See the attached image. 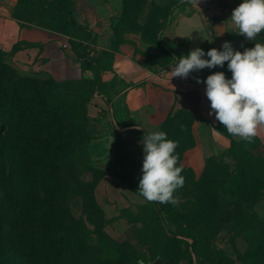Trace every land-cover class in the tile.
Listing matches in <instances>:
<instances>
[{"label":"rangeland","instance_id":"1","mask_svg":"<svg viewBox=\"0 0 264 264\" xmlns=\"http://www.w3.org/2000/svg\"><path fill=\"white\" fill-rule=\"evenodd\" d=\"M68 2L73 4V0H34L31 2L23 0L21 9L28 12V15L37 23L64 33L81 36L84 39L88 33H92L91 28L81 26L83 29H79L70 25L68 15H64L63 12V7ZM123 2L125 3L127 0H123ZM129 2L132 3L135 0H129ZM141 2L144 3L141 13L144 23L151 18L161 21L159 26L157 24L152 26L150 22L146 23L144 33L151 32L148 34L149 37L157 39L161 43L168 59L173 57L170 54L171 50L177 55L178 50L168 44L163 33L173 25L174 19H177L181 13L185 15L190 12L191 16L199 15L196 9L201 11V18L207 23L208 32L214 38H225L224 41L230 42L234 50L243 52L246 48L254 47L255 43H264V32L260 33L256 40L249 41L245 36L236 34L238 30L229 21L233 9L243 0H199L197 6L188 0H142ZM130 14H132L131 18L134 12L131 11ZM225 25L227 31L223 35H217L218 26ZM111 29L114 34L113 26ZM93 43L94 38L90 45L91 59L103 57L104 59L102 58L101 61L103 68L110 67L112 59H108L109 56L104 55L107 51L97 49L92 45ZM87 44L89 45V43ZM5 60L9 62L8 54L5 56ZM93 63L87 61L83 64L86 68H90ZM18 70L25 75L41 80L51 77ZM91 79L98 80L97 86L102 85L98 75ZM74 100H77L76 97ZM11 134L12 141L19 139L21 132L17 123ZM26 134L30 139L32 133L27 131ZM26 147L28 153L36 148L32 144H26ZM245 147L246 149H244ZM263 159L264 146L260 142H246L243 148H229L217 154L210 163L212 171L214 170V182L218 187L217 200L209 193V189L200 183L201 177L197 178L194 173L185 170L181 173L185 177V184L175 193L179 197V203L177 205H151L140 195L139 183L131 188L136 193V202L131 201L124 204L99 202L97 187L103 177V171L94 168L90 156L88 164L84 165L81 171L72 164L70 168L63 171V178L44 182L46 186L40 194L43 200V209L38 214L42 213L51 221L52 219L61 220L70 213L73 218L86 225L88 228L85 235L87 242L91 246L102 248L103 253L100 257L91 251H89L90 253L86 250L82 251L76 254L78 264H82V262L95 263L100 258L106 262L113 260L115 264H249L245 256L246 252L249 248L259 244L260 237L257 236V233L264 225V216L262 215L264 197L255 206V217L251 223L240 229L233 228V226L244 217V210L245 212L249 211V207L239 201L240 190L245 184L250 190L254 189L251 182H246L243 162L261 163ZM44 166L47 168L49 163H44ZM20 172L24 173L26 179L22 186L19 183ZM9 173L11 176L12 171H8L6 175ZM258 173V171L255 172V175ZM12 176L15 179L13 185L8 182L6 186L12 191L11 196H14L12 203L9 204V198L3 197V192H0V198L6 199L5 204L9 208L2 213L4 218L0 219V260L5 264H17L18 261L20 264H29V258L21 256L22 252L18 245L20 239L16 234L22 231L24 237L27 238V235L32 233L31 226L24 224L23 221L21 223L23 214H21L20 199L17 196L19 192L15 193L14 191L24 185L28 190V185L30 186L33 182V173L31 170L28 171L16 165ZM61 180L62 182H60ZM61 184L68 187L66 193L59 199H53L51 189L60 188ZM82 191H86V198L80 196ZM25 193L27 194L28 191ZM24 200L28 203L33 202L32 192ZM55 210L57 211L56 215L53 213ZM19 224L22 225V228L19 227ZM60 226L62 230L60 237L70 239L71 243L76 242L78 247L85 236L77 234L74 222L69 219L66 224ZM71 228L74 229L73 232H67ZM24 245L29 247L26 240H24ZM86 253L89 254L85 255ZM256 264H264V256L260 258V263L256 261Z\"/></svg>","mask_w":264,"mask_h":264},{"label":"crops","instance_id":"2","mask_svg":"<svg viewBox=\"0 0 264 264\" xmlns=\"http://www.w3.org/2000/svg\"><path fill=\"white\" fill-rule=\"evenodd\" d=\"M123 9V0H73L76 23L91 28L92 45L113 52L110 67L93 63L86 68L72 45L82 40L81 36L37 23L21 9L19 0H0V48L8 52L10 63L25 73L45 74L57 81L97 75L101 79L102 85L96 87L88 105L89 154L94 168L103 171L98 201L110 204L136 202L131 188L142 176L143 137L160 131L178 110L194 114L195 145L185 151L182 164L197 178L204 174L210 157L232 145L215 115H209L206 83H197L215 72H224L230 79L227 62L223 67L193 71L187 78L171 79V69L180 57L196 48L205 53L212 48L223 50L225 38H214L196 9L199 15L181 13L163 33L168 44L178 50V55L171 50V59L165 50L147 42L142 31L124 33L118 49L111 51V27ZM140 22L144 23L143 19ZM92 39L85 42L90 46ZM256 138L264 144V132Z\"/></svg>","mask_w":264,"mask_h":264},{"label":"trees","instance_id":"3","mask_svg":"<svg viewBox=\"0 0 264 264\" xmlns=\"http://www.w3.org/2000/svg\"><path fill=\"white\" fill-rule=\"evenodd\" d=\"M19 1L22 2L23 0ZM140 2L135 0V2L130 3L127 0L124 3L121 16L113 23L114 34L111 51L118 49L124 33L129 31H142L143 37L147 42L164 50L157 39L149 37L148 34L151 32L144 33L146 23L150 22L152 26L154 24L159 26L161 21L151 18L146 23H141L144 3ZM63 10L64 15H68L70 25L81 29L82 27L76 23L74 18L72 2H68L63 7ZM131 11L134 14L130 18V15H132L130 14ZM118 28L120 29L117 30ZM92 37L93 34L88 33L84 39L73 41L72 45L83 63L87 61L91 63L92 61L101 65L103 57L91 59V48L85 42V40L92 39ZM7 54L8 52L0 48V192H3V197L9 198V204L12 203L14 196H11L12 191L6 186L8 182L13 185L15 181L12 176L14 167L17 165V167L28 171L31 170L33 173V182L30 186L28 185V190L26 185H24L14 191L15 193L19 192L17 196L20 199L19 206L21 214H23L21 223L23 221L24 224L30 225L32 232L27 235V238L24 237V232L22 231L16 234L20 239L18 245L20 247L19 250L22 252L21 256H27L29 264H78V256L76 254L85 250L102 257V248L91 246L87 242L85 235L88 232V228L86 225L73 218L70 213H68V216L66 214L65 218L61 220L52 219L51 221L44 217L42 213L38 214L43 209V200L40 194L46 186L44 182L63 178V171L70 168L72 164L76 165V168L81 171L83 166L89 162L91 133L88 124V105L99 82L96 79L87 77L65 81H57L52 77L41 80L21 73L5 60ZM104 55L109 56L108 59H113V52L107 51ZM74 97L77 100H74ZM193 122L194 114L192 112L178 110L170 115L161 126L160 131L166 132L169 139L178 141L176 153L179 155V164H182L185 151L195 145V137L192 131ZM16 123L19 125L21 135L17 141H12L11 132L14 130ZM219 126L232 138L230 149L234 147L243 148L245 146L246 141L228 134L220 123ZM27 131L32 133L30 139L27 137ZM254 141L262 143L258 138H254ZM26 144H32L36 148L28 153ZM262 145L264 146L263 143ZM215 156L208 159L200 183L204 184L209 189V193L217 200L218 187L214 182V170L212 171L210 167V163ZM44 163H49V166L46 168ZM243 166L244 174L247 178L246 182H251L254 189L250 190L248 185L245 184L239 192L240 203L248 206L249 211L245 212L243 208L244 217L234 223L233 228L236 229L251 223V220L255 217V206L264 197V159L261 163L256 161L243 162ZM185 170L193 173L191 169L183 166V171ZM8 171H12L11 176L10 173L6 175ZM257 171L259 173L255 175ZM19 176L21 177L19 183L22 186L26 181L25 175L20 172ZM59 187L51 189L53 199H59L68 189L67 186H62V184ZM27 191L28 193L26 194L25 192ZM31 192L34 195V201L28 203L24 199L31 195ZM80 196L86 198V191H82ZM5 200L0 198V219L4 218L2 213L9 210ZM157 204L161 203L151 202V205ZM32 209L35 213H33ZM53 213L56 215L57 211L55 210ZM69 219L76 225L77 234L85 236L78 247L76 242L71 243L70 239L60 237V231H62L60 225L62 224L63 226ZM19 227L22 228V225L19 224ZM73 230L71 228L67 232L72 233ZM257 236L260 237L259 244L249 248L245 255L249 264H256V261L260 263V258L264 256V225L258 230ZM24 240L27 241L29 247L24 245ZM109 261H102L100 258L95 263L82 262V264H115L113 260ZM0 264L5 263L0 260ZM17 264H20L19 261Z\"/></svg>","mask_w":264,"mask_h":264},{"label":"clouds","instance_id":"4","mask_svg":"<svg viewBox=\"0 0 264 264\" xmlns=\"http://www.w3.org/2000/svg\"><path fill=\"white\" fill-rule=\"evenodd\" d=\"M188 2L197 6L199 0ZM229 21L238 30L236 34L249 41L256 40L264 32V0H243L233 9ZM225 31L226 25L218 26L217 35H223ZM222 49L212 48L205 53L196 48L180 57L171 69V79L187 78L193 71L223 67L227 62L232 73L230 79L224 72H215L206 81L197 79V83H206V96L211 107L209 115L214 114L231 136L252 143L264 132V43H255L254 47L241 52L226 41ZM205 55L210 59H205ZM142 143L140 195L150 203L177 205L179 197L175 193L185 184V177L181 175L183 164H179L176 153L178 141L169 139L164 131H154L146 134Z\"/></svg>","mask_w":264,"mask_h":264},{"label":"water","instance_id":"5","mask_svg":"<svg viewBox=\"0 0 264 264\" xmlns=\"http://www.w3.org/2000/svg\"><path fill=\"white\" fill-rule=\"evenodd\" d=\"M160 263H162L161 261H159Z\"/></svg>","mask_w":264,"mask_h":264}]
</instances>
